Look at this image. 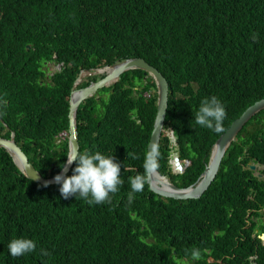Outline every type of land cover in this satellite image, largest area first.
Returning a JSON list of instances; mask_svg holds the SVG:
<instances>
[{
	"label": "trees",
	"instance_id": "16d2710c",
	"mask_svg": "<svg viewBox=\"0 0 264 264\" xmlns=\"http://www.w3.org/2000/svg\"><path fill=\"white\" fill-rule=\"evenodd\" d=\"M128 57L144 58L168 82L158 171L185 187L204 170L219 135L195 123L201 101H221L226 129L264 97V0H0V136L14 131L41 175L56 174L68 151L67 137L58 135L68 129L74 79L83 68ZM47 62L61 63L60 70L47 74ZM102 90L109 91L106 99L91 96L77 108L78 151L113 155L124 185L94 206L64 199L60 184L26 178L0 148V264H264V245L247 225L264 194L255 199L228 189L240 173L231 158L234 142L199 198L163 197L145 183L129 203L128 178L145 173L156 86L132 69ZM251 121L264 122V109ZM169 130L182 173H172L168 163ZM262 138L250 146L260 159ZM16 238L35 240V251L13 258L8 243Z\"/></svg>",
	"mask_w": 264,
	"mask_h": 264
},
{
	"label": "water",
	"instance_id": "95a60500",
	"mask_svg": "<svg viewBox=\"0 0 264 264\" xmlns=\"http://www.w3.org/2000/svg\"><path fill=\"white\" fill-rule=\"evenodd\" d=\"M26 47L29 48L30 46L27 45ZM104 68H109V70L105 72L101 78L90 81L87 85L79 87V84L88 76L101 74L102 72L100 71ZM132 69L142 70L145 75L150 76L155 82L157 92L156 114L146 146V152L150 150V145L152 143H159L162 132L164 131L163 125L168 104V82L162 73L156 67L149 64L144 58L128 57L115 60L111 64L96 67L95 69L83 68L79 71L77 77L72 83L68 100V129L66 131L68 144L67 155L73 150L79 149L76 112L80 103L91 96H95L98 89L113 85L116 81H118L119 76L123 72ZM263 109L264 97L247 106L238 117L231 121L225 131L220 133L215 139L207 164L194 183L185 187H180L175 185L170 180L167 173L161 174L157 170L156 173H149L146 175V183L148 184L149 189L160 196L177 200L199 198L214 179L219 168L220 161L237 132L252 116ZM170 138L173 140V145L177 146V139L173 136L172 132ZM0 148H3L9 154L14 164L26 178L43 185L58 184L54 181V177L57 174L66 176L73 165V163L70 165L67 164L66 156L63 164L64 168L61 167V169L52 176H42L28 160L25 152L15 142L13 131L10 132V136L8 138L0 136ZM178 155L179 153L177 148H173L171 150V157L168 161L171 165L172 173H182L184 170V164ZM250 167L254 168L252 165ZM261 238H263V236H261Z\"/></svg>",
	"mask_w": 264,
	"mask_h": 264
},
{
	"label": "clouds",
	"instance_id": "9594fccd",
	"mask_svg": "<svg viewBox=\"0 0 264 264\" xmlns=\"http://www.w3.org/2000/svg\"><path fill=\"white\" fill-rule=\"evenodd\" d=\"M255 38L256 37L253 36L254 40ZM47 63H50V65L53 64L51 62H47ZM53 65H55V67L54 68L51 67L52 71L50 74H53L54 71L60 70L61 68V63H57ZM101 74L104 75V73ZM80 84L79 87H82L80 86ZM144 93H147V95L145 96L147 97L150 96L149 95L150 92L149 93L144 92ZM226 115L227 114L225 107L221 103V101L216 96H211L210 98H205L201 101L200 107L195 114V123L201 127H205L211 130L212 132L220 134L225 131L223 127V121L226 118ZM64 137H67V135L65 134ZM171 141L173 145V140L171 139ZM173 146L174 148L175 147L177 148V146L175 145ZM128 155H130L132 159L138 158L134 153H129ZM160 155L161 154L159 151V145L157 143H152L150 145V150H148L145 153V159L143 165L145 169V173L137 174L134 177L128 178L131 188V191L128 192L129 203L133 201L135 193H139L144 190L146 183V175L149 173H156L157 170L159 169ZM66 156H67V164L70 165L73 162H76L77 166L73 169V175L71 176H64L62 174H57L54 177V181L61 185L59 191L64 199H68L69 197L75 196L76 199H84L89 206H94L96 204H101L110 201L111 199L110 193L115 194L116 192L119 191L120 187L124 185V180L121 178L120 164L115 162L113 155L105 156L101 154L99 151L90 153L87 150H85L83 153H81L78 150H73ZM170 157H171V153H170ZM61 167L64 168L63 165ZM35 249H36V241L33 239L16 238V239H12L8 243V252L11 254L13 258L21 257L27 253H32L33 251H35ZM42 254L47 255L46 252ZM192 257L194 259H199L200 258L199 250L194 249L192 251ZM255 258H256L255 256H250L249 258L250 262ZM210 261H212V258H210ZM219 261L222 260L219 259Z\"/></svg>",
	"mask_w": 264,
	"mask_h": 264
},
{
	"label": "flooded vegetation",
	"instance_id": "af4514ba",
	"mask_svg": "<svg viewBox=\"0 0 264 264\" xmlns=\"http://www.w3.org/2000/svg\"><path fill=\"white\" fill-rule=\"evenodd\" d=\"M256 114L259 116V112ZM263 136L264 122L251 121L249 123L246 122L230 142L229 146L234 142L231 145V150L233 151L231 158L237 160L235 167L239 169L240 173L239 176H236L235 185L228 189L253 195L255 199H262V194H264V159L251 155L250 146L254 144L255 138L257 141H261ZM251 165L254 168H251ZM249 213L247 225H251L252 227L249 228L251 231L250 236L252 238L258 237L261 244L264 245V203L257 211L251 210Z\"/></svg>",
	"mask_w": 264,
	"mask_h": 264
},
{
	"label": "rangeland",
	"instance_id": "374dc122",
	"mask_svg": "<svg viewBox=\"0 0 264 264\" xmlns=\"http://www.w3.org/2000/svg\"><path fill=\"white\" fill-rule=\"evenodd\" d=\"M46 66H45V68L47 69L46 70V73L47 74H50L51 73V71H52V69H51V67L52 68H54L55 67V65H50V63H46L45 64ZM48 67V68H47ZM49 69V70H48ZM96 75H100V74H96ZM108 91V90H107ZM107 91H104V90H102V88H100V89H98V91H97V93H96V98H98V97H102V98H104V99H106L107 97H108V94H109V91L107 92ZM153 92V91H152ZM144 95H147V93H144ZM99 108H100V106H99ZM165 134H167L168 136H170L171 135V131L169 130V131H166L165 132ZM65 138V137H64ZM63 139V138H62ZM188 264H189V262H187Z\"/></svg>",
	"mask_w": 264,
	"mask_h": 264
},
{
	"label": "built area",
	"instance_id": "2783aa9c",
	"mask_svg": "<svg viewBox=\"0 0 264 264\" xmlns=\"http://www.w3.org/2000/svg\"><path fill=\"white\" fill-rule=\"evenodd\" d=\"M65 134H66L65 131H63V132H60L58 136H59V138H63L65 136Z\"/></svg>",
	"mask_w": 264,
	"mask_h": 264
},
{
	"label": "bare ground",
	"instance_id": "6f19581e",
	"mask_svg": "<svg viewBox=\"0 0 264 264\" xmlns=\"http://www.w3.org/2000/svg\"><path fill=\"white\" fill-rule=\"evenodd\" d=\"M108 70H109V68H104V69H102L100 72L105 73V72H107Z\"/></svg>",
	"mask_w": 264,
	"mask_h": 264
}]
</instances>
